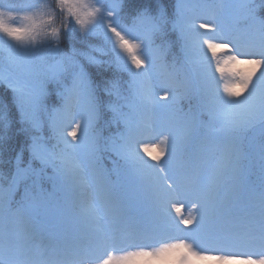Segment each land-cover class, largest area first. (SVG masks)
<instances>
[{
    "label": "snow or ice",
    "instance_id": "obj_1",
    "mask_svg": "<svg viewBox=\"0 0 264 264\" xmlns=\"http://www.w3.org/2000/svg\"><path fill=\"white\" fill-rule=\"evenodd\" d=\"M173 257L264 264V0H0V264Z\"/></svg>",
    "mask_w": 264,
    "mask_h": 264
},
{
    "label": "trees",
    "instance_id": "obj_2",
    "mask_svg": "<svg viewBox=\"0 0 264 264\" xmlns=\"http://www.w3.org/2000/svg\"><path fill=\"white\" fill-rule=\"evenodd\" d=\"M73 46L80 47L79 43L75 42V41H73L72 43H69L67 40H65L64 43L62 44V47H64L65 51H70L71 47H73ZM125 76H126V74H125ZM17 150H19L18 147H17ZM9 155H14V153H11V154L6 153L5 158L7 159ZM162 264H170V262H168V260H166V261H162Z\"/></svg>",
    "mask_w": 264,
    "mask_h": 264
},
{
    "label": "rangeland",
    "instance_id": "obj_3",
    "mask_svg": "<svg viewBox=\"0 0 264 264\" xmlns=\"http://www.w3.org/2000/svg\"><path fill=\"white\" fill-rule=\"evenodd\" d=\"M54 2H55V0H49V3H53L54 4ZM182 211H184L185 214H186L187 209L186 208L185 209H182ZM172 214H173V216L176 215L175 212H173ZM180 227L183 228L184 226L181 225ZM185 231H186V229H185ZM190 260H191V264H205V262H200L195 257H190ZM177 261H178V257H173V263L177 264Z\"/></svg>",
    "mask_w": 264,
    "mask_h": 264
}]
</instances>
